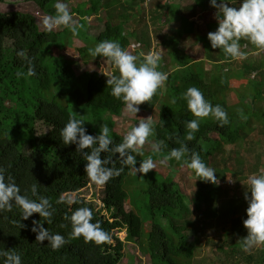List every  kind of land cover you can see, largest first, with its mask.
Returning <instances> with one entry per match:
<instances>
[{
    "label": "trees",
    "instance_id": "16d2710c",
    "mask_svg": "<svg viewBox=\"0 0 264 264\" xmlns=\"http://www.w3.org/2000/svg\"><path fill=\"white\" fill-rule=\"evenodd\" d=\"M25 1L36 3L46 15H55L54 5L57 0ZM195 1L202 9H214L210 0ZM113 2H116V6L120 0H91L89 8L87 4L74 7L72 12L79 16L77 23L83 25L77 36H73L67 28L51 32L42 30L37 18L31 13L0 11V168L5 169L6 178L12 177L21 194L29 198H36L30 189L31 185L39 183L38 195L48 198L53 209L51 224H47L38 213L23 220L14 203L11 211H0V250L20 254L22 264H125L122 262L125 255L123 250L128 242L138 245L142 252L148 254L152 264H193L201 246L197 240L191 241L190 221L179 223L190 214L191 205L173 174L164 176L161 183L150 184L145 191L151 219V228L147 232L142 216L131 208L125 187V180L131 170L125 168L119 176L113 177L103 186L92 184L84 171L87 162L77 152V146L65 145L60 137V131L70 116L83 120L88 134H100L92 121L78 116L67 105L59 103V99H66L72 94L79 104L92 106L93 110L101 112L98 118L107 113L105 125L112 131L110 137L114 143L121 142L122 136L115 131L112 117L121 115L124 105L111 95V88L107 85L109 77L87 71L78 75L75 60L62 52L73 38L85 43L79 50L83 59H106L92 57L88 52L89 48L103 40L117 41L128 50L132 35L125 32V20L118 19L115 23L109 19L106 28L98 35L89 33L90 16L97 14L100 6H112ZM239 2L229 0L230 6L237 8ZM115 6L113 9H116ZM174 7L170 5L168 9ZM133 10L139 12L138 9ZM216 12L211 11L206 18L209 32L218 27ZM195 32V22L183 17L177 33L165 39L175 69L167 72V81L148 102L152 107L161 104L159 118L154 123L155 134L149 139L163 142L161 151H170L186 144L188 151L184 159L190 158L194 151L209 165L211 159L220 156L239 158L240 150L237 148L240 144L246 142L248 135L258 125L264 127V60L255 64L248 63L245 58L234 60L226 57L222 50L212 49L207 38L209 32L196 34V40L202 45L200 50L182 48L181 40L184 36L191 37ZM7 41L12 42L11 49L6 47ZM240 43L245 55L258 51L247 40H241ZM19 50H24L32 60L34 75H27L28 65L25 59L17 56ZM139 54L136 52L134 55ZM208 62L212 66L210 74L207 71ZM227 65H231L232 69L225 70ZM18 73L24 75L18 76ZM112 75L119 73L115 70ZM34 86L51 92L53 96L47 99L36 98L31 111L21 108L28 105L21 90ZM189 87L200 89L208 101L214 106L221 105L228 115V123L223 126L211 116L200 119L199 130L194 133L195 138L191 141L186 139L185 122L197 118L188 111L187 103L182 98ZM233 92L237 100L229 101L228 96ZM21 116L28 129L25 143L6 134L7 121L16 122ZM38 121L46 123L51 127L50 130L39 131ZM227 145H234L235 149L227 150ZM27 146L31 148L30 152H26ZM172 161L179 166L183 165V161ZM115 166H120L118 161ZM211 168L220 172L217 166ZM140 175L145 177V174ZM219 189L217 180L215 183L201 180L194 199L195 208L200 209L206 203L210 205L205 209L209 214L220 215L224 221L230 219V227L218 247L216 264H264V244L254 246L247 252L241 247L247 235L243 224L247 213L238 211V201L247 203L245 196L233 199L223 209H218L215 203L221 194ZM61 197L65 202L57 203ZM69 199L74 203L69 205ZM80 207L92 210V222L99 223L110 234L111 243L97 245L85 242L83 237L69 239L72 228L65 217L71 216ZM106 210L110 213L108 217L104 214ZM33 220L40 221L49 232L63 235L68 242L58 250H53L46 240L43 243L36 241L37 234L31 230ZM160 220H164L165 224ZM22 224L26 227H21ZM123 229L127 232L126 241L117 236Z\"/></svg>",
    "mask_w": 264,
    "mask_h": 264
},
{
    "label": "clouds",
    "instance_id": "9594fccd",
    "mask_svg": "<svg viewBox=\"0 0 264 264\" xmlns=\"http://www.w3.org/2000/svg\"><path fill=\"white\" fill-rule=\"evenodd\" d=\"M210 5L217 9L215 19L218 21L217 29L209 32L207 37L212 49L222 50L226 57L234 60L246 58L245 53L241 51V40H247L258 50H264V0H242L238 8L230 6L229 0H210ZM54 8V16L43 18L44 28L51 32L63 26L73 36L79 35V29L83 25L74 21L68 4L64 0H57ZM88 52L92 57L106 58L118 71L119 75H109L101 70L109 77L107 85L111 88V95L123 103L128 114L136 115L140 111L139 105L151 102L168 79V73L158 70L161 57L155 51L134 55L117 41L103 40L95 47L89 48ZM17 56L26 60L27 75H34L32 60L27 57L26 52L19 50ZM19 75L24 74L18 73ZM182 98L187 103L188 111L197 118L185 122L188 141L195 138L194 133L199 130L202 118L211 116L220 126L228 123L224 108L219 104L214 106L200 89L189 87L182 94ZM84 124L83 120L70 116L60 131V137L65 145L77 146V152L81 153L87 162L84 171L92 184L103 186L113 177L119 176L125 168L130 169L132 174L145 175L155 169L156 164L151 157L142 159L137 167V156H143L144 145L155 134L152 117L141 119L123 135L119 143L113 142L107 125L102 126L100 134L93 136L87 133ZM151 147L153 152L158 153L163 147V142L153 143ZM187 151L186 144L172 148L160 163L164 165L172 160L183 161V165L193 170L199 180L215 183V169L209 167L198 152L193 151L190 158L184 159ZM105 153L107 155L102 156ZM117 161L119 167L115 166ZM38 187L39 183L31 185L30 191L36 198H29L21 194L12 177L6 178L5 169L0 168V211H11L14 203L19 208L23 220L38 213L47 224H51L52 204L48 198L38 195ZM245 199L248 207L247 219L243 224L247 235L243 238L241 247L247 252L254 246L264 244V169L260 170L259 174L254 173L248 177ZM63 202V197L57 201ZM67 203L71 205L74 201L69 199ZM92 218V210L88 207L77 208L71 216H66L65 219L70 221L72 228L69 239L83 237L85 242H94L97 245L111 243L110 234L104 231L99 223H93ZM21 227L26 226L22 224ZM31 230L37 234L36 241L43 243L46 240L53 250H58L68 242L63 235L49 232L48 228L37 220H33ZM0 264H22V258L15 251L0 250Z\"/></svg>",
    "mask_w": 264,
    "mask_h": 264
},
{
    "label": "rangeland",
    "instance_id": "374dc122",
    "mask_svg": "<svg viewBox=\"0 0 264 264\" xmlns=\"http://www.w3.org/2000/svg\"><path fill=\"white\" fill-rule=\"evenodd\" d=\"M131 2H133V4H131ZM66 3L76 22L79 20V16L77 13L72 12L73 8L83 4H87L89 8L90 5H92L91 0H68ZM240 3H242V0H240L239 6ZM115 4L116 2H113L112 6H100L98 13L90 16L89 33L93 36L98 35L106 28V22L109 19H111V21L114 20L115 23H117L115 20L118 19L125 20V32L132 35V42L127 51L131 54H136V52L147 54L149 51L159 53L161 57L159 66H163L166 69H161L159 67L158 70L166 73L168 71H173L175 65L171 62L165 39L177 33L181 27L182 18L186 17L195 22L196 32L193 33L191 37L185 35L181 40V47L184 49L191 48L193 50H200L202 45L196 40V34L204 35L209 32L210 29L207 26L206 18L211 11H217L214 7L211 11L202 9L196 4L195 0H120L116 6ZM170 5H175L174 9H168ZM113 6H115L116 9H113ZM133 9H138L139 12ZM0 11L34 14L42 30H45L42 24L43 18L49 16L46 15L36 3L25 0H4L0 2ZM129 12H134L135 14L130 15L128 14ZM171 12H174L175 15H172ZM64 28L63 26H59L54 30H62ZM84 45L85 43H83L82 40L73 38L68 47L62 51L65 56L75 60V70L77 74L81 75L83 72L87 71L101 74L105 72L112 75L115 69L110 61L106 59L96 61L92 58L83 59L81 57L79 50ZM6 47L11 49L12 42L7 41ZM245 56V60L248 63L260 64L264 60V50H258L253 53L248 52ZM238 62L240 61L238 60ZM211 67L209 63L207 66L209 74ZM231 69V65L225 66V70L228 71ZM209 74H207V76ZM21 94L23 98L28 101V105L22 106L21 108H25L29 111L33 110L36 98L47 99L53 96L51 92L38 89L36 86L21 90ZM228 99L229 101L237 100L235 93L229 94ZM247 102L250 101L247 100ZM59 103L67 105L70 110L78 116L92 121L95 130L99 132L102 126L106 124V118L108 117L107 113L98 118L97 115L101 114V112H96L93 110L92 106L79 104L77 98L72 94L67 96L66 99H59ZM138 107L140 111L136 115L128 114L124 108L121 115L112 117L115 121V131L122 137L134 125L138 124L141 119L152 117L153 123H156L158 120L161 104L152 107L148 102H145ZM258 126L259 127L254 132L248 135L246 142L241 143L237 148L240 150V154L238 155L239 158L232 157L228 159L220 156L211 159L209 162V165H211L210 167L217 166V168L220 169V172L216 173L217 182L220 186L219 190L221 192L215 203L218 209H223L228 205L229 201L233 199L243 198L245 192H247L248 177L254 173L259 174L260 172H258L257 169H264V127L261 128V124ZM6 128L7 135L19 139L21 143L26 142L28 129L25 127L23 116L16 122H12L11 120L7 121ZM50 128L51 127L43 121L37 122V129L39 131L48 132ZM109 134H112L110 128ZM153 143L157 142L150 139L149 142H146L142 149L143 156H137V167H139V163L142 159L151 157L156 164L155 169L151 170L143 178L140 173H130L125 180V187L129 193V200L132 204L131 208H134L142 216L145 221L146 231L148 232L151 228V219L149 216L148 195L145 191L150 184L161 183L164 176L173 174L175 180L180 183L183 191L186 193L187 201L191 205L190 214L186 216L184 220H180L179 223L184 224L190 221L189 228L192 229L191 241L197 240L198 244L201 245L195 255L193 264H216L219 252L218 247L222 244L226 230L230 227V219L224 221L225 219L220 215L214 216L209 214V211L205 209L210 205L206 203H203L200 209L195 208L194 199L201 180L198 179L193 170L188 169L184 165L179 166L173 163V161H168L166 164L162 165L160 161L169 151L155 153L151 147ZM226 149H235V146L227 145ZM30 151L31 148L27 146L26 152ZM238 203V211L246 214V209L248 207L246 205L247 203L244 202L242 204L241 201H238ZM104 214H106L107 217L110 216L107 210ZM160 222L165 224L164 220H160ZM117 236L122 241H126V229L118 232ZM112 242L115 241L112 240ZM123 251L125 255L122 258V262L125 264H152L150 256L142 252L140 247L134 243H125Z\"/></svg>",
    "mask_w": 264,
    "mask_h": 264
}]
</instances>
